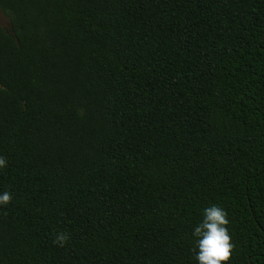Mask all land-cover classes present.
Masks as SVG:
<instances>
[{
  "label": "trees",
  "instance_id": "trees-1",
  "mask_svg": "<svg viewBox=\"0 0 264 264\" xmlns=\"http://www.w3.org/2000/svg\"><path fill=\"white\" fill-rule=\"evenodd\" d=\"M0 10V264H196L211 204L264 264V0Z\"/></svg>",
  "mask_w": 264,
  "mask_h": 264
},
{
  "label": "clouds",
  "instance_id": "clouds-1",
  "mask_svg": "<svg viewBox=\"0 0 264 264\" xmlns=\"http://www.w3.org/2000/svg\"><path fill=\"white\" fill-rule=\"evenodd\" d=\"M7 160L0 156V169L7 166ZM13 199L9 191H0V207L7 205ZM228 214L218 204H211L202 211L200 220L192 229L194 238V259L196 264H224L233 248L231 237L226 225L229 224ZM69 239L67 233H58L54 243L63 246Z\"/></svg>",
  "mask_w": 264,
  "mask_h": 264
},
{
  "label": "rangeland",
  "instance_id": "rangeland-1",
  "mask_svg": "<svg viewBox=\"0 0 264 264\" xmlns=\"http://www.w3.org/2000/svg\"><path fill=\"white\" fill-rule=\"evenodd\" d=\"M0 25L4 28H10L9 16L0 10Z\"/></svg>",
  "mask_w": 264,
  "mask_h": 264
}]
</instances>
